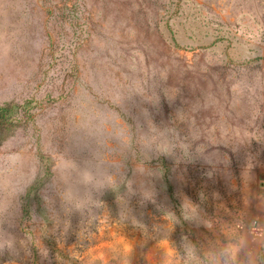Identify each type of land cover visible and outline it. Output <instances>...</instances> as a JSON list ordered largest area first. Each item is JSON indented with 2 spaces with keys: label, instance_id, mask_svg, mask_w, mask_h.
<instances>
[{
  "label": "rangeland",
  "instance_id": "rangeland-1",
  "mask_svg": "<svg viewBox=\"0 0 264 264\" xmlns=\"http://www.w3.org/2000/svg\"><path fill=\"white\" fill-rule=\"evenodd\" d=\"M0 113V264H159L167 212L175 244L264 235V0H0ZM122 129L154 201L75 209L95 139Z\"/></svg>",
  "mask_w": 264,
  "mask_h": 264
},
{
  "label": "clouds",
  "instance_id": "clouds-1",
  "mask_svg": "<svg viewBox=\"0 0 264 264\" xmlns=\"http://www.w3.org/2000/svg\"><path fill=\"white\" fill-rule=\"evenodd\" d=\"M127 129L116 133L117 144L108 146L102 140H96V148L93 152V159L86 163L93 170L94 174L84 173V183L89 187L81 194L76 189L69 187L64 194L65 200L75 209L81 210L88 205L102 206L98 198L106 189L117 193V201L121 207V218L129 216V198L137 195L140 202L154 201L155 189L152 178L161 173L149 168L146 161L150 157L145 156L132 169L129 176L126 170L124 153L129 147ZM162 152L167 149L162 148ZM121 185H124L126 192L119 194ZM135 186V187H134ZM183 218L186 221H197L204 224L211 230V224L204 221L195 205L185 201L183 204ZM190 209V210H189ZM8 208L0 209V221L11 223ZM166 224L156 225L153 228V238L159 237L158 246L163 249L159 264H264V235L253 238L248 233H237L232 229L225 231L222 237L206 238L203 242H193L188 236H183L178 244L172 243L169 239L178 223L177 217L170 212L165 213ZM137 223L135 219L132 221ZM143 228V225H139ZM252 231H257L253 226ZM147 234V229H145ZM14 240L11 236L0 233V248L12 249ZM125 256L130 251H124ZM127 264V260L124 261Z\"/></svg>",
  "mask_w": 264,
  "mask_h": 264
},
{
  "label": "crops",
  "instance_id": "crops-1",
  "mask_svg": "<svg viewBox=\"0 0 264 264\" xmlns=\"http://www.w3.org/2000/svg\"><path fill=\"white\" fill-rule=\"evenodd\" d=\"M259 236H261V235L258 234V236H256V237H259Z\"/></svg>",
  "mask_w": 264,
  "mask_h": 264
},
{
  "label": "trees",
  "instance_id": "trees-1",
  "mask_svg": "<svg viewBox=\"0 0 264 264\" xmlns=\"http://www.w3.org/2000/svg\"><path fill=\"white\" fill-rule=\"evenodd\" d=\"M0 116H1V113H0ZM1 118V117H0Z\"/></svg>",
  "mask_w": 264,
  "mask_h": 264
}]
</instances>
